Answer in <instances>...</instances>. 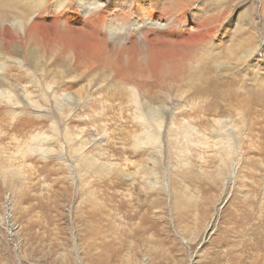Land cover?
Masks as SVG:
<instances>
[{
	"label": "rangeland",
	"instance_id": "374dc122",
	"mask_svg": "<svg viewBox=\"0 0 264 264\" xmlns=\"http://www.w3.org/2000/svg\"><path fill=\"white\" fill-rule=\"evenodd\" d=\"M93 1L97 3V9H105L106 22L101 25L93 21L98 18L96 10L90 12ZM41 2V10L29 13L27 22L32 19L33 22L28 25L38 24L43 35L60 32L56 46L53 45L58 51L64 48L65 42L73 45L67 40L71 38L75 44L92 45L91 56L105 54L106 57L110 54L111 58L115 56L122 61L120 68L131 71L130 61L124 58L133 52L141 60L151 48L193 47V57L188 60L202 68L198 75L204 93L192 94L185 102L166 97L165 89L158 87L149 94L155 100L164 102L166 99L162 108L169 117L178 116L176 126L187 123L194 128L195 135H202L211 143L217 139L213 120L220 117L230 138H233L235 153L231 157L229 171L219 175L222 161L216 157V147L189 146L180 168L165 142L159 155L164 166L165 184L144 195L142 186L146 176L138 181L132 180L129 173L137 170V165L124 166L127 162H123L118 154L119 150L130 151V143L124 138L128 130L135 128L134 108L125 103L120 106L109 98L108 88L117 80L107 73L108 70H97L101 75H107L101 84L91 87L87 86V77L80 80V84L91 87L84 103L82 100L78 104L73 103L75 87L62 86L57 93L66 96L62 107L50 102L43 104L42 108L19 106L22 113L16 129L23 128L24 131H32L42 125L41 129L45 130L50 124L46 119L48 114L58 116L57 112H65L67 118L59 116V121L66 122L72 133H80L82 128L80 137L87 141L85 150L98 161L93 170L80 171L74 163L71 164L66 148L60 149L56 145L57 151L49 153V159H27L29 166L25 167L23 175L16 176L21 175L20 179L8 173L0 174V264H264V240L259 250L246 247L256 233L264 232V222L261 225L255 218L249 220L247 235L241 233L244 230L242 224L233 222L236 204L245 199L249 201V210L255 217H264V152L259 149L264 140L259 137L264 130V0ZM133 2L137 3L132 5ZM139 2L145 6L146 15L141 12ZM61 4L63 7L59 6ZM29 5L25 4V8ZM113 13L126 19L123 27L122 23L111 18ZM4 24L11 28L8 25L14 21H5ZM125 28L126 35L132 34L130 38L125 35L121 40L116 39L117 36L111 33ZM142 28L146 31H141ZM88 29H97L98 33L94 31L95 34L91 35ZM20 33L23 34L22 31ZM11 45L12 48L18 47L17 42ZM133 45L135 49H132ZM242 50L253 52L243 60L241 56L245 51ZM62 54L68 56L69 50ZM15 64L21 69H13ZM10 65L9 74L14 75L12 77L19 87L26 86L34 98L43 103L36 88L23 76L27 74L22 59H13L0 52V66L8 68ZM58 65L56 63L50 68L54 71L61 67ZM206 65L212 66L211 70L205 71L203 67ZM88 68V71L93 69ZM84 69L78 67L71 74L85 73ZM17 73L20 75L15 76ZM38 77L41 81V76ZM140 81L139 78L133 80ZM11 92L15 98L17 93ZM97 103L99 108L94 111ZM101 109L99 126L93 121L97 120L94 116ZM6 110L8 108L0 104V114ZM182 111L186 114H180ZM240 116L244 117L245 123L241 133L236 134L232 125ZM6 121L0 117V130L4 133L0 142L7 150H13L14 136L18 134L8 132ZM167 122H170L169 118ZM250 131L254 135H249ZM127 155L131 161L137 160V156ZM101 163L104 165L102 168ZM243 166L249 167L252 174L244 173L246 169L242 171ZM120 167L124 172L115 173V168ZM116 176L124 179L120 186H116ZM130 192L139 196V201L131 207L136 214L123 220L117 203L119 197L125 195L127 198L126 194ZM180 192L190 205L187 216L180 213L187 208L182 199H177ZM146 197L155 203L147 202L151 206L139 207L142 201L146 202ZM126 220L129 223L125 224ZM121 226H124L123 231H120Z\"/></svg>",
	"mask_w": 264,
	"mask_h": 264
},
{
	"label": "bare ground",
	"instance_id": "6f19581e",
	"mask_svg": "<svg viewBox=\"0 0 264 264\" xmlns=\"http://www.w3.org/2000/svg\"><path fill=\"white\" fill-rule=\"evenodd\" d=\"M134 3L136 4L137 2H133L132 5H134ZM25 4L30 5L25 8ZM90 4L93 5V7L90 8V12L96 10V12L98 13V18H94L93 21L96 22L98 25L100 23H105V9H97L98 5L97 3H95V1ZM138 4L140 6L142 3L139 2ZM41 5V0H0V52L2 54H7L13 57V59H15L16 57H20L22 59L24 65L26 66L25 72L27 74L23 76L29 79L30 84H32L33 87L36 88L37 94L40 95V98L43 99V103H41L39 100L34 98L32 91H30L26 86L22 85L21 87L20 85L19 87V83L15 82L16 79L12 77L14 75L9 74L12 65H10L8 68H2L0 66V74L3 75H0V104H2L6 109L8 108V110L0 114V117L3 118L5 121L7 120L6 122L8 132L17 133L18 135H20L18 136L13 134L15 135V144L13 150H7L4 144L0 142V174L4 175L5 173H8L11 175V177H16L18 174L24 172L25 167L27 168L29 166L26 161L27 159H49L50 157L48 154L51 152H55V150L57 151V149L55 148L56 145H58L59 148H66V152L68 157L70 158L71 164L73 165L74 163L80 171L82 169L93 170L95 168V163L97 159L86 152L85 148L87 146V141L86 139L80 137V133H82V128H78L80 133H72L71 129H69V127L65 125L66 122L64 124L63 122L59 121V116L64 117L65 119L67 118L65 112H57L58 116L55 113L48 114L46 116V119L50 121V124L45 130L41 129L43 125L34 128V130L32 131H24L23 128L17 130L16 127L20 125V118L18 117L22 113V110H20L19 106L23 108L30 105L34 108H42L43 104L47 105L50 102V104L62 107V103L64 102V100H67L65 99L66 96L57 94L58 91L61 90L62 86L66 88L75 87L74 95L72 96V98L74 99V104H78L80 100H82L81 103L86 102L92 85L101 84V82L105 78H107V75H104L106 73L101 75V73L97 71L98 69L108 70L109 72L107 73H109L111 77L117 80L116 83L111 84L110 89L108 88V90H110L109 98H112L113 101L116 100L120 106L125 103L126 105H129L134 108L133 119L135 128L133 130H128V132H126L125 134V136H127L124 138L127 139L130 143V151L119 150L118 154L119 158H122L121 160L123 162H127L126 165L124 163H121L124 164V166L128 167L130 164L133 163L137 165V170L134 169L132 172L130 171V173L127 172L131 175L130 178L132 180L138 181L141 177L143 178L144 176H146L145 178L147 181L144 180V185L142 186V189L145 191L144 195H149V191L153 192L157 190L156 186L159 187L162 186V184H165L163 183L164 166L162 167V162L159 156L161 155L162 146H164L165 142H167L168 148L176 158V161L180 163V168L181 162L183 161V159L185 160L184 156L187 153L189 146L198 145L203 148L216 147V157L220 159V161H222V166L219 168L218 171L219 175H224L227 171H229L231 157L233 153H235L233 150L234 144L232 142L233 138H230V134L229 132H227L225 124L221 122L220 117L218 119L213 120L212 125L216 127L215 136L217 139L215 142L211 143V141L205 138L204 136L195 135L197 133L194 132V128L187 123L176 126V120L178 119V116L174 115V117H169L167 112L162 108V104L166 101V99L164 102L160 100H155V98L149 94V92L154 87H158V89L160 90L165 89L163 91L166 97L179 98L184 100L185 102V99L189 98V96H191L192 94L204 93L203 90L201 91L202 85L198 75L199 69L201 70L202 68H197L196 64L194 65L195 62L192 63L188 60L193 57V47L187 46L186 48H182V46H174L161 49L151 48V46H149L151 49L147 50L145 57L141 58V60H138L135 57L136 54L133 52L131 55H129L128 58H126L125 56V58L123 57L124 59H128L130 61V71L126 68H120L119 64L122 61L117 60L115 56L114 58H111L110 54L106 57H104L105 54L91 56L90 51L91 49H93L92 45L87 46L86 44H82L81 42L75 44L74 40L71 38L67 40H69L70 43H73V45L69 43L67 45V43L65 42V46H62L64 48H61L62 50L58 51L59 49L57 50V48L53 45L56 46L58 42L57 38H60L61 36L60 32L55 31L54 33H48L43 35L39 32L38 24L36 25V23H32L28 25L33 20L32 19L29 23L27 22L28 17L30 16L29 13L41 10ZM59 6L63 7L62 4ZM144 7L145 6L141 5L140 10L143 14L146 15L147 12L146 8ZM162 7H166V5H162ZM112 15L113 16H111V18L114 17L116 21H119L120 24L122 23V27L123 24H126V19H124L122 15L121 17L120 15L116 16L115 13H113ZM11 20L14 21V24H11L12 26L8 25L11 28L6 27L4 22ZM20 31H22L23 34H21ZM94 31L95 33H98L97 29L89 30L88 33L93 35L95 34ZM141 31L146 30L145 28H142ZM125 32H127L126 28L121 31L119 30L118 32L113 31L111 33L114 34V37L117 36L115 37L116 39L119 38L121 40V38L123 39V37H125ZM126 36L130 38L132 34L130 33ZM12 42H17L18 47L12 48ZM110 44L112 43L110 42ZM118 44L121 45L120 43ZM134 45L133 47H130H132V49H135ZM65 49L69 50L68 56H63L62 54L66 51ZM39 51H41V54H39ZM242 52L244 56L241 57L243 60H245L253 51L242 50ZM56 63L59 64L58 67H61H56L57 69L53 71V69L50 67L54 66ZM78 67L79 69H84L86 67L84 69L85 73L72 75L71 72L78 69ZM88 67H92L93 69L91 71L93 72L88 71ZM211 67L212 66L206 65L203 68H205V71H208L209 69L211 70ZM13 69L21 68L20 66H18V64H15V67ZM87 72L91 73L88 74ZM19 75L20 74L17 73L15 76ZM39 75L41 76V81H39ZM85 77H87V81L89 82L87 86H91L90 88L80 84V80L85 79ZM134 78H139L141 79V81L138 83L133 82ZM96 80L97 82H95ZM183 86H186L187 89H182ZM19 89L21 90L20 94L18 93ZM204 90H206L205 87ZM11 91H13L15 94L17 93L15 98L13 97ZM140 98L141 101L139 102ZM156 102H158L159 105L155 106ZM64 106L65 105H63V107ZM112 107H114V105ZM97 108H99V103L96 104L94 111L98 110ZM102 110L103 109H101L100 112L96 113L97 116H94V118L97 119L93 121L94 123H98V120H100L102 116ZM236 111L240 112V109H236ZM180 114L185 115L186 113L183 112ZM168 118L170 119L169 123L167 122ZM43 121L38 122L43 123ZM79 122L81 123L83 121ZM244 123L245 119L243 116H240V118L234 122L232 127L234 128L236 134L241 133L242 124ZM97 132L99 134V130ZM3 134L4 133L0 130V140ZM249 135L252 136L254 134H252L250 131ZM259 137L264 138V130H262ZM74 142L76 143L74 144ZM252 144H255V142ZM252 144L250 143V145ZM259 146V149L264 152V140H262ZM126 153H128L127 156H137V160L131 161L130 158L126 157ZM102 166L104 167V165L101 163V168ZM246 167L247 166H243L242 171L243 168H245L246 171L244 173L252 174V171L249 170V167ZM123 172L124 168H115V173L122 174ZM186 172H188V170ZM254 174L255 173L253 172V176ZM21 175L16 178L20 179ZM122 182H124L122 176H120L119 178L117 177L116 186H120ZM124 196L119 197L117 203V210L122 213L121 217H123V220H125V218L131 219L136 214L131 207L134 205L133 203L139 201V196L134 195L133 192L126 194L127 198H125ZM177 199H182V201L187 207L184 208V211L179 208L177 209L179 211L181 210L180 213H185L184 215L187 216L188 208L190 207V205L186 203V200L182 196L181 192L179 193ZM145 201L146 202L142 201L141 204H138V206H151V204L153 205L155 203V200L153 199L149 201L148 197L145 198ZM233 212V215H235L233 222L240 223L244 227V230H242L241 232L243 235H247L246 226L250 228L249 225H246L249 220L255 218L258 220V222H261V225L264 222L263 216L260 215V217H255L252 213V210H249V201L246 199L236 204V208ZM126 223H129L128 220L125 221V224ZM123 227L124 226H121L120 231H123ZM132 232L136 231L132 230ZM262 240H264V232L256 233V235L252 239V242L250 241L248 242V244H246L247 249L259 250V248H262Z\"/></svg>",
	"mask_w": 264,
	"mask_h": 264
}]
</instances>
